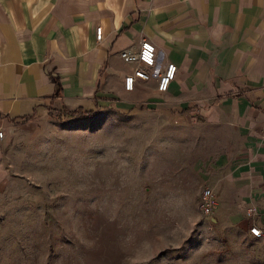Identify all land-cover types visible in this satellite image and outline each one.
<instances>
[{"label": "crops", "instance_id": "1", "mask_svg": "<svg viewBox=\"0 0 264 264\" xmlns=\"http://www.w3.org/2000/svg\"><path fill=\"white\" fill-rule=\"evenodd\" d=\"M141 39L153 45L152 68L119 57ZM166 63L174 77L158 92ZM133 69L148 78L125 91ZM137 102L179 107V123L166 126L177 135L163 170L164 191L177 197L167 210L187 214L190 228L209 188L216 205L199 229L251 240L253 223L263 240L264 0H0V181L22 133L49 112Z\"/></svg>", "mask_w": 264, "mask_h": 264}, {"label": "rangeland", "instance_id": "2", "mask_svg": "<svg viewBox=\"0 0 264 264\" xmlns=\"http://www.w3.org/2000/svg\"><path fill=\"white\" fill-rule=\"evenodd\" d=\"M109 107L77 120L49 112L22 133L0 181V264H264V239L228 240L199 229L200 212L188 228L167 210L177 135L166 126L179 107Z\"/></svg>", "mask_w": 264, "mask_h": 264}, {"label": "built area", "instance_id": "3", "mask_svg": "<svg viewBox=\"0 0 264 264\" xmlns=\"http://www.w3.org/2000/svg\"><path fill=\"white\" fill-rule=\"evenodd\" d=\"M94 38L99 40L101 36V28L99 26H95L94 30ZM119 57L122 61L126 63L138 62L147 68H152L155 65V57H154V48L153 45L145 39H141L138 47L135 51L123 50L119 52ZM175 72V65L172 63H166L162 66V68L155 73L156 76V90L158 92H163L166 90L169 82L173 79ZM134 78L147 79L148 75L142 71L141 69H133L132 73L126 74L122 78V87L125 91H130L132 89V84ZM3 136V132L0 129V139ZM216 202L213 196L212 191L209 188H203L197 200V210L203 216H209L213 209L215 208ZM247 217H252L254 215L252 209H248L245 212ZM249 235L253 238H260L262 236L261 230L255 225L250 224L247 228Z\"/></svg>", "mask_w": 264, "mask_h": 264}, {"label": "trees", "instance_id": "4", "mask_svg": "<svg viewBox=\"0 0 264 264\" xmlns=\"http://www.w3.org/2000/svg\"><path fill=\"white\" fill-rule=\"evenodd\" d=\"M135 109L142 110L143 106L139 105ZM131 110H134V107L129 108L127 111L129 112ZM95 113H96V109L86 111V110H83L81 108L67 109V108L62 107L61 111H57L54 113L55 114L54 117L63 121V120L72 119V118H90ZM30 117H32V116H30Z\"/></svg>", "mask_w": 264, "mask_h": 264}]
</instances>
